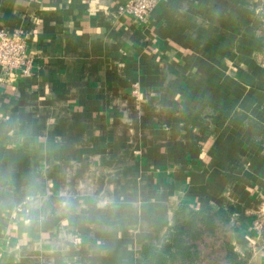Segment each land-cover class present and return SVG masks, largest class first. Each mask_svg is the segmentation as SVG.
I'll return each instance as SVG.
<instances>
[{
  "label": "crops",
  "instance_id": "0c3cea01",
  "mask_svg": "<svg viewBox=\"0 0 264 264\" xmlns=\"http://www.w3.org/2000/svg\"><path fill=\"white\" fill-rule=\"evenodd\" d=\"M128 1L0 0L34 61L0 69V264H143L182 204L264 264V0Z\"/></svg>",
  "mask_w": 264,
  "mask_h": 264
},
{
  "label": "trees",
  "instance_id": "16d2710c",
  "mask_svg": "<svg viewBox=\"0 0 264 264\" xmlns=\"http://www.w3.org/2000/svg\"><path fill=\"white\" fill-rule=\"evenodd\" d=\"M261 31L264 34V18ZM240 213L235 205L202 210L180 205L162 244L143 248V264H249L250 254L239 253L232 243Z\"/></svg>",
  "mask_w": 264,
  "mask_h": 264
},
{
  "label": "built area",
  "instance_id": "2783aa9c",
  "mask_svg": "<svg viewBox=\"0 0 264 264\" xmlns=\"http://www.w3.org/2000/svg\"><path fill=\"white\" fill-rule=\"evenodd\" d=\"M160 0H129L118 7L119 14L133 17L139 23H146L159 5ZM0 69L7 80L30 77L34 61L28 54V41L23 30H0ZM140 93L135 85L134 95ZM1 256V243H0Z\"/></svg>",
  "mask_w": 264,
  "mask_h": 264
}]
</instances>
